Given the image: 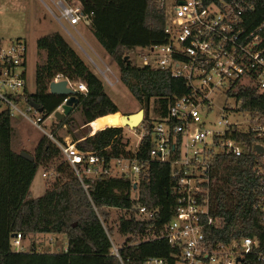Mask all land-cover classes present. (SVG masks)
Segmentation results:
<instances>
[{"label":"trees","instance_id":"1","mask_svg":"<svg viewBox=\"0 0 264 264\" xmlns=\"http://www.w3.org/2000/svg\"><path fill=\"white\" fill-rule=\"evenodd\" d=\"M209 1L242 3L243 21L250 29L264 22V0ZM84 2L86 11L92 13L93 34L116 62L122 83L144 110L137 130L145 134L137 153L124 141L123 115L104 81L59 31L37 40L41 61L36 67V91L27 90L29 101L47 118L65 98L49 92L54 78L61 74L73 82H83L88 91H78L80 103L75 112H80L83 125L92 122L98 132L73 133L72 142L83 151L148 158L154 122L167 116L176 96L189 93L184 79L148 65L138 66L130 58L137 48L166 42L165 14L156 11L157 0ZM240 96L246 110L264 111V95L257 90L241 89ZM13 119L8 110L0 112V264H143L150 256L170 255L172 249L166 239L145 240L147 235H160L175 213L176 181L169 164L148 161L136 187L128 174L108 179L85 175L81 180L59 146L46 135L36 147L34 161L22 157L17 150L22 143L19 128ZM70 121L71 116L59 124ZM244 137L251 144L255 139L254 134ZM263 158L264 154L254 152L242 156L219 153L213 158L212 210L221 221L212 230L213 239L257 236L264 242V219L255 207L262 192L256 165ZM41 166L51 168L55 179L44 195L32 197V183ZM84 184H89L88 191ZM137 202L155 211L154 217L141 219L131 212ZM112 209L129 213L118 222L119 233L126 237L119 255L112 251ZM17 233L23 237L63 235L67 248L57 252L35 248L15 251L11 239Z\"/></svg>","mask_w":264,"mask_h":264},{"label":"built area","instance_id":"2","mask_svg":"<svg viewBox=\"0 0 264 264\" xmlns=\"http://www.w3.org/2000/svg\"><path fill=\"white\" fill-rule=\"evenodd\" d=\"M40 1L78 44L70 28L79 33L80 24L90 27L92 23V13L86 11L84 0ZM155 9L165 14L166 42L142 48L147 55H142L141 66L184 79L189 93L176 96L167 116L154 122L148 158L83 151L77 143L59 141L53 132L49 137L81 180L85 175L108 179L128 174L137 184L148 161L170 165L176 181L175 213L160 235H147L145 240L164 238L172 251L168 257L150 256L143 264H264V242L257 236L213 239L212 230L221 221L213 214L211 199L212 160L217 154H264V111L246 110L240 96V90L247 88L264 95V22L250 29L243 21L240 2L157 0ZM26 61L24 40L7 47L0 45V105L4 104L12 117L19 114L44 130L43 112L29 101ZM63 79L68 78L59 74L53 81ZM68 81L77 93L88 91L83 82ZM220 94L232 98L235 104L223 107L225 116L208 125L201 109L210 113ZM68 99L65 97L57 110L63 111ZM21 104L27 106V111L21 109ZM229 116L236 120L231 121ZM49 117L55 119L54 112ZM144 134L138 137L135 154ZM247 134H254L252 144L245 139ZM257 145L263 146V152ZM256 171L262 192L255 207L264 219V158L257 162ZM84 187L88 191L89 184ZM130 211L147 220L155 213L139 202ZM22 239L20 233L12 236V246L21 245ZM111 242L113 253L119 255L121 246L112 237Z\"/></svg>","mask_w":264,"mask_h":264},{"label":"rangeland","instance_id":"3","mask_svg":"<svg viewBox=\"0 0 264 264\" xmlns=\"http://www.w3.org/2000/svg\"><path fill=\"white\" fill-rule=\"evenodd\" d=\"M61 32L76 48V50L85 59L86 63L102 78L105 83L107 92L110 94L122 115H130L142 109L141 104L135 99L129 88L122 83L120 79V70L113 58L98 42L91 28L84 24L78 26L79 33L70 28L72 35L77 40L75 43L63 28L53 19L46 7L40 0H0V40L5 47L10 46L16 40L22 39L27 44V82L28 90L33 93L36 91V67L41 61L37 48L38 38L50 34L52 32ZM142 55H147V51L142 48H137L130 53V58L134 64L142 65ZM108 78V79H107ZM74 84V83H73ZM235 101L228 98L225 94H220L215 99V107L208 112L207 109H201L203 117L207 124L211 125L221 120L225 114L223 107L226 105H234ZM5 105H0V112L4 110ZM21 109L27 111V106L21 104ZM206 110V111H205ZM31 114V113H30ZM44 116V115H42ZM71 116V121L66 124H59L53 117H48L42 123L41 128L32 124L23 116L16 114L13 123L19 128L20 140L22 143L17 146L18 151H26L34 154L40 139L43 136L56 131L55 137L62 142L72 143V135L78 136L82 133L94 132L92 122L90 125H83V119L80 112L75 110L68 116ZM231 121H235V117H230ZM62 122V121H61ZM60 122V123H61ZM123 121L121 122V125ZM123 127V126H122ZM141 133L137 128L132 129L124 126L123 137L128 143V148L135 149L138 143V137ZM47 176L44 177L43 173ZM55 175L52 169L40 167L33 180L31 187L32 197L44 195L49 189ZM112 220L109 222L113 228V240L117 246H121L126 237L119 233L118 222L123 216H128L123 210L112 209ZM67 238L63 235H48L38 234L34 236L23 237L21 245H13V250L21 251L22 247L25 250L37 249L41 251H62L67 246Z\"/></svg>","mask_w":264,"mask_h":264},{"label":"water","instance_id":"4","mask_svg":"<svg viewBox=\"0 0 264 264\" xmlns=\"http://www.w3.org/2000/svg\"><path fill=\"white\" fill-rule=\"evenodd\" d=\"M68 83H69L68 79H63L60 81H52L50 83V93L69 97L67 102L63 105V111L56 110L54 112L55 119L58 123L65 120L77 108V106L80 103L79 98L77 96V91L72 87H69ZM31 105L38 108L37 105L33 102H31ZM39 110L43 112L42 109ZM143 120H144V110H140L130 115H123V127L127 126L132 129H135L143 122ZM257 149L259 152H263V146L257 145ZM20 155L30 161L35 160L34 156L26 151H21ZM134 186L136 187L137 184H134ZM16 235L17 234H14L13 236Z\"/></svg>","mask_w":264,"mask_h":264},{"label":"bare ground","instance_id":"5","mask_svg":"<svg viewBox=\"0 0 264 264\" xmlns=\"http://www.w3.org/2000/svg\"><path fill=\"white\" fill-rule=\"evenodd\" d=\"M118 126H119V125H118ZM121 126H123V124H122ZM96 132H98V131H94L92 134H95Z\"/></svg>","mask_w":264,"mask_h":264},{"label":"crops","instance_id":"6","mask_svg":"<svg viewBox=\"0 0 264 264\" xmlns=\"http://www.w3.org/2000/svg\"><path fill=\"white\" fill-rule=\"evenodd\" d=\"M66 248H67V246L64 249H66Z\"/></svg>","mask_w":264,"mask_h":264}]
</instances>
